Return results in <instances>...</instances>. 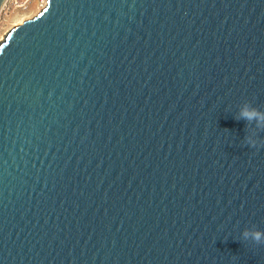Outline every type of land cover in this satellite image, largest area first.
Listing matches in <instances>:
<instances>
[{"label":"water","instance_id":"1","mask_svg":"<svg viewBox=\"0 0 264 264\" xmlns=\"http://www.w3.org/2000/svg\"><path fill=\"white\" fill-rule=\"evenodd\" d=\"M246 107L264 0H47L0 41V264H264Z\"/></svg>","mask_w":264,"mask_h":264},{"label":"rangeland","instance_id":"2","mask_svg":"<svg viewBox=\"0 0 264 264\" xmlns=\"http://www.w3.org/2000/svg\"><path fill=\"white\" fill-rule=\"evenodd\" d=\"M14 1L15 0H8L6 6L0 12V41L3 39V36L14 27L17 21L30 19L39 12L38 0H29L26 3L18 0L17 4Z\"/></svg>","mask_w":264,"mask_h":264},{"label":"clouds","instance_id":"3","mask_svg":"<svg viewBox=\"0 0 264 264\" xmlns=\"http://www.w3.org/2000/svg\"><path fill=\"white\" fill-rule=\"evenodd\" d=\"M241 118L245 119L249 122H251L252 120H258L260 122H264V113H259L256 110H249L247 107L245 109H243L241 111ZM253 147H255V145H252ZM245 235L247 236L248 234L245 233ZM253 238L259 242L262 239V234L259 232H255L252 234Z\"/></svg>","mask_w":264,"mask_h":264},{"label":"built area","instance_id":"4","mask_svg":"<svg viewBox=\"0 0 264 264\" xmlns=\"http://www.w3.org/2000/svg\"><path fill=\"white\" fill-rule=\"evenodd\" d=\"M24 2V3H26V2H28L29 0H20V2ZM39 1V7H45V5H46V2H47V0H45V3H44V0H38ZM7 2H8V0H7ZM7 2L4 4V6L2 7V9H1V11L4 9V7L6 6V4H7ZM16 4L18 3V0H15L14 1ZM21 5V4H20ZM42 8V9H43Z\"/></svg>","mask_w":264,"mask_h":264},{"label":"bare ground","instance_id":"5","mask_svg":"<svg viewBox=\"0 0 264 264\" xmlns=\"http://www.w3.org/2000/svg\"><path fill=\"white\" fill-rule=\"evenodd\" d=\"M6 2H7V1H6ZM44 3H45V0H44ZM42 8H43V7H39V11H40ZM24 21H25V19L19 20V21H17V23H15L14 26L20 25V24H22ZM3 37H4V36H3Z\"/></svg>","mask_w":264,"mask_h":264}]
</instances>
